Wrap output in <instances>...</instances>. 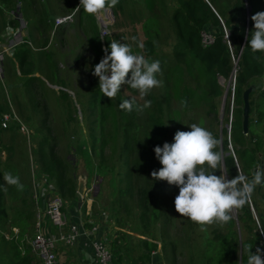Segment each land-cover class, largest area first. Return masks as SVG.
Returning <instances> with one entry per match:
<instances>
[{
  "label": "rangeland",
  "instance_id": "obj_1",
  "mask_svg": "<svg viewBox=\"0 0 264 264\" xmlns=\"http://www.w3.org/2000/svg\"><path fill=\"white\" fill-rule=\"evenodd\" d=\"M253 1L258 12L264 11V0ZM0 2L3 5L0 8V132L5 115H12L18 120L11 119L8 121L9 127H3L6 134L2 135V140L7 142V133L11 132V128L18 130L14 133L21 134L18 148L10 151V154L5 151L7 156L4 153L0 155L6 157L7 161H11V157L24 161L20 165L19 178L24 186L22 190H17L15 185H9L3 179L5 174L10 173L11 167L4 166L2 170L0 167L6 204L18 202L16 198L31 200V189L33 192L37 189L38 173H42L35 150L41 141L49 139L51 144H58L60 156L70 162L69 171L76 175L78 188L82 183L84 191H89L88 196L80 199V204L74 205L76 201H71V206L65 204L63 210L73 220L70 222L87 229L85 225L91 224L79 222L74 215L79 209L85 210L92 205L95 214L106 212L123 229L114 236L123 246L120 249L122 259L130 256L141 260L139 255L149 252L144 246V240L148 239L157 242L165 264H205L202 255L211 233L216 227L224 229L225 224L213 223L201 227L181 216L174 208L178 188L149 175L142 179L155 192L162 217L157 224H151L147 233L139 220V198L133 185L136 179L131 178L132 184L128 189L126 164L119 158L121 142H113L111 137L115 132L108 108L111 104L117 107L118 115L127 116L124 124L119 126L120 132L125 126L137 125V132L144 134L153 104L160 101L168 124L165 142L169 143L177 130L188 131V125L192 123L210 132L217 130L221 139L222 128L230 127V123L225 121V107L234 79L219 76L223 94L210 100L204 99L203 89L199 88L193 76H189L185 61L176 51L174 12L178 8L177 0H119L115 7L95 16L103 41L109 37L111 41L128 43L134 53L144 55L149 61L159 60L161 68L157 76L159 87L150 90L143 98L136 90L122 85L116 97L110 99L102 94L96 105L97 110L88 104L90 94L99 86L98 78L91 74L95 53L91 45L88 13L82 8L77 10L79 0ZM246 15H250L247 10ZM226 32L235 65L238 57H235V46L228 29ZM147 41L154 44L152 53L145 47ZM139 43L143 44L142 49L137 47ZM25 49L29 50V54L22 66L19 52ZM185 86L197 91L199 98L183 102L181 89ZM62 91L68 92L70 100L62 98ZM119 98L132 99L135 105L141 106L145 100H150L151 106L141 111H127L119 108ZM212 105L219 112L217 115L213 113ZM232 106L234 103L231 100ZM12 122H15L14 125ZM106 137L108 142L105 144ZM155 164L151 173L162 167L156 159ZM214 174L219 175L220 170ZM41 184L44 186L46 179L45 183L41 180ZM18 214L16 210L14 213L10 211L8 218L0 222V264H16L9 248L13 238L21 237L24 240L23 248H26L35 234L38 220L35 212L29 219ZM253 214L256 223L264 224L263 202H260L259 211L253 209ZM23 217L26 222L18 232L12 228V221L16 225ZM241 231L242 239L247 234ZM256 232L255 226L248 235L256 239ZM33 259L36 264H43L36 255ZM143 263L149 264V261Z\"/></svg>",
  "mask_w": 264,
  "mask_h": 264
},
{
  "label": "trees",
  "instance_id": "obj_2",
  "mask_svg": "<svg viewBox=\"0 0 264 264\" xmlns=\"http://www.w3.org/2000/svg\"><path fill=\"white\" fill-rule=\"evenodd\" d=\"M0 1L4 4L9 0ZM177 2L178 8L174 12L177 33L176 51L182 56V61H185V68L189 76H193L199 88L203 89L205 100L221 96L223 89L219 83V76L230 78L233 72L234 53L226 39V29L230 33L229 36L235 46V57H238L234 85L229 91V100L225 107L227 116L225 121L230 123V131L227 126L223 127L222 139L217 130H212V134L220 141L216 150L220 151L222 147L223 153L226 154L223 162L225 170H227V178L236 176L237 168L241 174L251 176L258 165L264 166V51L252 52L247 47V36L253 28L251 16L258 12L256 3L253 0H177ZM247 7L250 9L248 27ZM87 17L90 22L95 65L103 55L102 49L108 46L111 39L107 37L103 41L96 17L91 14H88ZM203 31H209L215 36L214 43L207 47L202 43ZM145 47L151 53L154 50L152 41H147ZM28 52L29 50L26 49L19 52V61L22 66L28 58ZM252 86L256 87L249 93V129L245 133L243 129L244 92ZM101 95L99 88L90 94L88 104L93 110H97L96 105L100 101ZM181 95L182 101L186 103L199 98L197 91L186 86L181 89ZM61 96L66 101L70 100L68 92L62 91ZM121 100L119 98V102ZM231 100L234 103L232 107ZM108 108L111 110L115 128V132L111 135L112 141L121 142L119 158L126 164L128 189L132 184L131 178L136 179L133 185L137 189L136 196L139 198V220L149 233L151 224H157L160 221L162 210L151 185H145L142 178L151 175V168L156 165L154 147L162 146L167 138L166 112L160 101L154 102L147 118L144 134H139L137 125L129 128L125 126L123 132H120L119 126L124 124L127 116L125 114L118 115L117 107L113 104ZM212 110L215 115L219 113L215 110L214 105H212ZM135 118L134 115L133 119ZM12 120L17 121L18 119L12 116ZM14 123L12 122L13 125ZM3 127L2 131H5L6 127L4 129ZM15 130L17 129L11 128V131L15 132ZM107 142L108 138L106 137L104 143ZM93 144L95 146V141ZM35 153L41 168L40 171L49 177L61 198L66 201L78 199L76 175L69 171L70 162L58 153V144H51L49 139H45L39 143ZM5 198V184L1 179L0 172V222L2 219L8 218ZM24 202H26L27 211L21 215L29 219L32 217V206L35 205H33V200L30 204L26 198ZM260 202L264 203V187L257 186L251 202L242 209L236 210V213L232 214L233 219L225 224L224 229L216 227L212 231V236L202 255L205 264H246L248 246H252L250 249L252 252L256 243V239L248 235L254 231L256 226L253 209L259 211ZM24 217V221L17 219L20 222L19 225H16L20 229L26 222ZM12 225H15L13 221ZM240 230L247 236L241 239ZM22 240L21 237L13 238L9 242L10 252L13 254L15 263L36 264L30 246L23 248L24 240ZM144 246L148 248L149 252L139 255V258L143 262L150 261L152 251L158 249L157 242L145 239ZM110 247L113 249L114 262L117 264L119 260H122L121 241L113 239L110 242Z\"/></svg>",
  "mask_w": 264,
  "mask_h": 264
},
{
  "label": "clouds",
  "instance_id": "obj_3",
  "mask_svg": "<svg viewBox=\"0 0 264 264\" xmlns=\"http://www.w3.org/2000/svg\"><path fill=\"white\" fill-rule=\"evenodd\" d=\"M119 0H79L77 10L96 16L115 7ZM253 28L247 36V47L252 52L264 51V11L251 16ZM142 49V43L137 44ZM103 55L92 69L91 74L98 78V86L103 96L116 97L122 85L136 90L140 97L159 87L157 78L161 71L160 61H149L144 55L134 53L125 42L112 40ZM151 106L150 100L143 105H135L132 99H122L119 107L123 110L141 111ZM188 131L177 130L172 142L157 145L153 151L155 159L162 165L151 175L154 179L166 181L169 186L178 188L174 198L177 213L203 227L208 224L224 225L232 219L233 210L242 209L251 202L257 186L264 187V166H257L251 176L238 174L227 178L224 167L226 154L216 150L220 141L206 128L192 123ZM220 170V174H214ZM4 181L22 190L19 177L5 174ZM264 233V224L256 223V231ZM248 246L246 264H264V249L257 248L252 253Z\"/></svg>",
  "mask_w": 264,
  "mask_h": 264
},
{
  "label": "crops",
  "instance_id": "obj_4",
  "mask_svg": "<svg viewBox=\"0 0 264 264\" xmlns=\"http://www.w3.org/2000/svg\"><path fill=\"white\" fill-rule=\"evenodd\" d=\"M0 115H2V112L0 113ZM16 131L17 130H15V132ZM4 134H6L4 133V131L0 132V154L4 153V155L7 156V154H5L6 152L10 154V151H13L14 149L18 148L17 145L20 144L21 134L14 133V131L8 132L7 134H9V139L7 140V142H4L2 140V135ZM23 162L24 161H19L18 159L16 158L13 159L12 157H11V161H7L6 157H2V155H0L1 170L4 166L8 168L11 167V170L9 172L13 176H17L19 178H20L21 170L18 169H21L20 165H22ZM45 179H46V184H44L43 186V184H41V180L45 183ZM88 192L84 191V197L83 195L80 196V194L78 193L79 197L78 200L77 199L75 200L76 203H74V205L80 204L79 203L80 199L82 197H83L82 199H84L86 195L88 196ZM31 196H32L31 201L33 200L34 202V204L33 202L32 204L35 205L34 207L32 206V214L33 212H35L34 215L36 216L38 209V212L39 213L41 212V217L43 219V225L45 227V230L51 229L50 221L46 215V205L49 199L55 196H59V197L61 196L58 195V192L56 191L49 177L46 174L38 173V187L37 189L34 190V192L31 189ZM16 200L18 202H10L9 205L6 204L8 216L10 211L14 213L15 210L16 212L18 211L19 214L24 215L26 213L27 205L25 204L26 202H24V199L16 198ZM63 200L65 204H70V206L72 205L71 201H66L65 199ZM102 210H104V208H102ZM76 213L77 214L74 216L78 218L79 222L90 223L91 225L93 224L92 227L93 226L97 227V231L92 234L89 233L87 235H82L72 247L59 245L57 247L58 260L60 261V264H97L91 246L92 240L101 238L108 241L109 243L114 239V236H117V234L120 233V231H123V229L118 227V225H116L114 220L110 218V216L106 212H101V213L98 212L97 214H95L92 205H89L85 210L79 209V211ZM68 218L70 219L69 221H73L71 220L70 217ZM91 225H85L87 229L82 227L80 229H86L87 231H89L91 229ZM12 226L13 229H16V231L19 232L20 227L18 225H12ZM13 236L16 237L14 233ZM160 251L161 250L158 247V249L152 253L149 264H165L164 259L162 257V253ZM117 264H144V263L141 260H139L137 257L133 259L127 256L122 260H119Z\"/></svg>",
  "mask_w": 264,
  "mask_h": 264
},
{
  "label": "built area",
  "instance_id": "obj_5",
  "mask_svg": "<svg viewBox=\"0 0 264 264\" xmlns=\"http://www.w3.org/2000/svg\"><path fill=\"white\" fill-rule=\"evenodd\" d=\"M228 34L226 39L228 40ZM215 36L209 31L202 32V43L205 47L213 44ZM11 116L5 115L2 125L6 127L8 121H11ZM9 121V122H10ZM64 200L55 196L47 202L46 215L50 221L51 229L45 230L41 212L37 209V224L35 234L30 242V249L33 255H36L43 264H60L57 256V247L59 245L72 247L82 235L95 233L97 227L93 226L89 231L80 229L81 226L77 223L70 222L68 216L64 213ZM256 243L252 253L256 249H264V233L259 230L256 232ZM95 260L97 264H115L114 256L110 243L104 239H93L91 243Z\"/></svg>",
  "mask_w": 264,
  "mask_h": 264
},
{
  "label": "water",
  "instance_id": "obj_6",
  "mask_svg": "<svg viewBox=\"0 0 264 264\" xmlns=\"http://www.w3.org/2000/svg\"><path fill=\"white\" fill-rule=\"evenodd\" d=\"M248 13L250 14V9L248 8ZM250 15H248L247 17V27H248V18H249ZM238 64V60L235 62V66H234V69H233V72L230 76L231 79H234L235 77V73L237 71L236 69V66ZM256 86H252L250 87L249 89H247L245 92H244V103H245V106H244V112H243V129H244V132L247 133L248 132V129H249V111H250V104H249V93L251 90L255 89ZM227 127L230 129L229 125H227ZM221 152L223 153V149L221 147ZM229 154V153H227ZM224 163V162H223ZM225 167V166H224ZM83 184L81 183L79 185V188L77 190V192L82 196H84V188L82 187ZM234 213H236V210H233Z\"/></svg>",
  "mask_w": 264,
  "mask_h": 264
},
{
  "label": "bare ground",
  "instance_id": "obj_7",
  "mask_svg": "<svg viewBox=\"0 0 264 264\" xmlns=\"http://www.w3.org/2000/svg\"><path fill=\"white\" fill-rule=\"evenodd\" d=\"M105 12V11H104ZM105 15H106V13H105ZM109 16V15H108ZM110 19V18H109ZM106 21V20H105ZM103 23V22H102ZM105 23V22H104Z\"/></svg>",
  "mask_w": 264,
  "mask_h": 264
}]
</instances>
